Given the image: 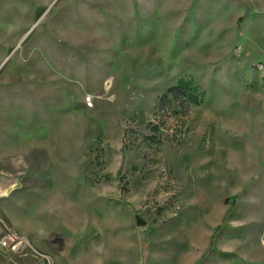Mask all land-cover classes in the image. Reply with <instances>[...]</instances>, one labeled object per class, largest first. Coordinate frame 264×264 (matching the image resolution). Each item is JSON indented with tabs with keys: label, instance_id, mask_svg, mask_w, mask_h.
Returning <instances> with one entry per match:
<instances>
[{
	"label": "rangeland",
	"instance_id": "rangeland-1",
	"mask_svg": "<svg viewBox=\"0 0 264 264\" xmlns=\"http://www.w3.org/2000/svg\"><path fill=\"white\" fill-rule=\"evenodd\" d=\"M0 190V264H264V0H0Z\"/></svg>",
	"mask_w": 264,
	"mask_h": 264
},
{
	"label": "built area",
	"instance_id": "built-area-1",
	"mask_svg": "<svg viewBox=\"0 0 264 264\" xmlns=\"http://www.w3.org/2000/svg\"><path fill=\"white\" fill-rule=\"evenodd\" d=\"M85 104L88 108H94V101L92 97H87L85 100ZM1 246L3 248H10L14 252H24L27 250L33 249L30 241L27 238H20L14 233H10L7 237H5L2 242Z\"/></svg>",
	"mask_w": 264,
	"mask_h": 264
},
{
	"label": "trees",
	"instance_id": "trees-1",
	"mask_svg": "<svg viewBox=\"0 0 264 264\" xmlns=\"http://www.w3.org/2000/svg\"><path fill=\"white\" fill-rule=\"evenodd\" d=\"M176 92H184V91L181 90V89H176V88H174V89H171V90L169 91V95L174 96ZM164 98L167 99L168 96H165Z\"/></svg>",
	"mask_w": 264,
	"mask_h": 264
},
{
	"label": "water",
	"instance_id": "water-1",
	"mask_svg": "<svg viewBox=\"0 0 264 264\" xmlns=\"http://www.w3.org/2000/svg\"><path fill=\"white\" fill-rule=\"evenodd\" d=\"M137 223H138L140 226L145 225V222L142 221L141 218H137Z\"/></svg>",
	"mask_w": 264,
	"mask_h": 264
},
{
	"label": "bare ground",
	"instance_id": "bare-ground-1",
	"mask_svg": "<svg viewBox=\"0 0 264 264\" xmlns=\"http://www.w3.org/2000/svg\"><path fill=\"white\" fill-rule=\"evenodd\" d=\"M1 192H2V191L0 190V197H2Z\"/></svg>",
	"mask_w": 264,
	"mask_h": 264
}]
</instances>
